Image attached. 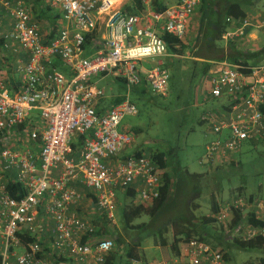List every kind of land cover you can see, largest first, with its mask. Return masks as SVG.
I'll return each instance as SVG.
<instances>
[{"label": "built area", "instance_id": "2783aa9c", "mask_svg": "<svg viewBox=\"0 0 264 264\" xmlns=\"http://www.w3.org/2000/svg\"><path fill=\"white\" fill-rule=\"evenodd\" d=\"M118 1L51 0L63 26L47 39L21 0H0L13 21L3 49L17 44L28 58L20 67L18 89L0 79V264H65L62 259L105 264L114 240L96 238L94 221L74 209L83 198L75 183L91 191L108 227L117 224L118 191L134 189V201L144 207L159 197L164 171L145 154L120 159L134 139L119 126L125 115H137L130 99L133 89L145 86L157 96L167 95L169 73L156 61L167 53L161 34L183 41L201 0H177L164 12L143 0L139 14L125 13ZM250 24L245 18L236 33L224 37L244 36ZM148 59L156 62L143 69L141 63ZM55 60L68 74L57 69ZM210 63L207 98L218 106L204 119L214 136L206 158L230 170L231 164L239 165L235 155L245 143L264 139V61L247 66L227 60ZM97 76H111L125 88L122 101L101 114L96 105L105 92L91 82ZM35 111L40 128L29 120ZM80 136L85 139L75 150L74 138ZM20 142L35 147H19ZM10 183L21 186L24 196L12 197ZM246 206L242 199L222 206L218 223L228 231L232 209ZM255 209L260 215L264 203L259 201ZM232 236L244 242L264 239V226L243 221ZM182 252L171 264H227L223 253L196 239L185 243Z\"/></svg>", "mask_w": 264, "mask_h": 264}, {"label": "rangeland", "instance_id": "374dc122", "mask_svg": "<svg viewBox=\"0 0 264 264\" xmlns=\"http://www.w3.org/2000/svg\"><path fill=\"white\" fill-rule=\"evenodd\" d=\"M227 1L239 3L243 10L248 8L243 0H220L221 3ZM252 7L253 13L256 15L264 14V0H254ZM191 26L189 25L188 32L183 40L186 48L181 55L175 56L171 54L161 57L169 73L167 95L157 96L149 89V94H145L142 99H138L132 93L133 89L130 93V99L137 110V115H125L119 126V131L123 133L129 132L130 129L138 130L132 133L129 132L134 140L131 145L127 146L126 155L132 156L136 151L143 153L163 152L170 155L171 165L176 168V174L179 172L185 173V170H187L191 174H201L202 176L200 185L203 189L202 193L197 196L198 198H193L192 190L187 188L188 186H183L182 189H185V191L178 198L177 206L176 204L174 207L171 206V210L160 217L157 223L159 226L181 214L188 201L191 202L190 209L193 210L195 216L205 217L211 215V193H218L221 202L237 198L238 196L248 199L252 195L254 201L260 200L264 203L263 141L257 140L255 141L257 142L256 145L246 144L243 146L241 152L236 156V159L241 161L242 164L241 168L239 167L240 169L237 168L238 170H236L235 166H230V170L219 165L215 167L206 158V146L214 136L206 134L210 123L203 121V118L210 115L218 106V102L207 100L206 98L209 84L208 73H205L204 70L208 63L201 62L198 59H194V57H198V55H207L212 58L217 56L215 52L206 53L202 43L195 42L194 35L196 30H193ZM248 40L238 38V40L233 41H235L237 48L241 52H246L248 51ZM228 41L230 39H224L222 42L223 46L228 44ZM147 61H150V59L143 62L147 63ZM145 63L143 64L149 68V64ZM112 83L111 76H108L99 86L103 87L105 91L110 90L109 87L115 89ZM74 141L78 144V137L74 138ZM75 187L83 195L80 201V205H82L79 209V214L84 218L93 217L94 223L98 228H101L103 221L98 219L100 214L98 211L92 213L93 201L90 197H87L90 191L80 185ZM130 204H134L132 200L126 198L122 192L118 191L117 224L108 227L110 233H107V237L108 235L114 237L113 234L115 236L118 235L119 238L123 239L124 244H121L122 242L115 244L113 251L110 253L114 257L112 264H136L127 257V248L134 245L132 240L136 234L129 230L125 231L121 221L119 222L124 205ZM192 204H199V208L194 211ZM148 222V215H143L134 224ZM104 224L107 226L106 222ZM168 235L171 243V234L169 233ZM228 237L225 244L226 249H224L228 255L227 264H262L264 249H240L235 247L232 242H240L242 241L241 238L232 235ZM157 247L158 245L154 246L153 241L149 240L137 249L139 253L143 252V254H146L148 260L151 257L150 255H152L158 258H156L158 263L164 260L167 261L170 254H172L169 251L170 249L166 250L161 247L157 249ZM156 249L158 251H153Z\"/></svg>", "mask_w": 264, "mask_h": 264}, {"label": "trees", "instance_id": "16d2710c", "mask_svg": "<svg viewBox=\"0 0 264 264\" xmlns=\"http://www.w3.org/2000/svg\"><path fill=\"white\" fill-rule=\"evenodd\" d=\"M254 0H243L246 7L253 6ZM152 10L156 12H164L167 8L166 5L161 3V0H150ZM202 6L200 9L201 17L199 21V27L197 32V41L202 40L203 47L210 52L216 53V60L222 61L227 60L231 63L237 65H251L263 62L264 60V47L256 52L250 53L248 51L241 52L237 49L235 41H228L225 47H222L225 34L228 32L231 26V20L235 22H242L246 18V12L242 9L239 3L235 2H223L220 0H201ZM145 8L143 0H133L127 6L123 8V11L128 14H137ZM93 34H98L97 32ZM57 33L53 32L47 37V39L54 38ZM161 37L164 39L167 45V52L174 55H181L183 50L186 48L183 41L171 36L167 33H163ZM3 39H0V43ZM222 44L221 47L219 45ZM58 68H61L58 65ZM210 68V64H206L204 72L207 73ZM62 71V70H61ZM85 137L80 136L78 138V144L73 147L75 150L80 149ZM1 151V148H0ZM135 155H140L135 154ZM164 171L162 178V186L159 189V197L153 202L152 205L144 207L142 205H137L133 201L136 198V192L134 189H128L126 193H123L126 198H130L132 203L130 205H124L121 218V224L125 231L134 232L136 235L132 240L133 246L128 247L127 257L137 264H148L146 254L139 253L138 247L143 246L145 242L152 240L154 246L167 247L169 245V240L166 235L171 234L172 241L170 243V251L175 260L180 259L183 256L182 248L185 243L196 239L201 241L212 249L223 253L225 261H228V255L224 249H226V243L228 236L232 235V232L239 226L243 221H247L250 226H264V221L259 218L254 211H248L244 213L238 209H232V221L228 226V231L225 229L224 225L218 223L217 215L220 209L224 205L234 204V201L242 199L244 203L248 206L253 201V196L250 195L248 199L238 196L237 198L228 199L224 202L220 201L219 194L211 193L210 195V209L211 215L209 216H195L193 210L190 209L191 202H187L185 209L181 214L176 215L173 219L168 220L160 226L157 224L160 217L167 214L171 210V206H175L178 198L182 196L185 189L183 186H188L192 190L193 198H198L197 196L202 193V186L200 185L201 174H191L187 170L185 173L179 172L176 174V168L171 165L170 155L163 152H153L149 155ZM170 162V163H169ZM232 166L234 164H231ZM234 167V166H233ZM237 167V166H236ZM235 167V168H236ZM8 192L12 197L21 198L25 194V190L13 183L8 184ZM121 192V191H120ZM87 197H90L95 203L94 195L89 193ZM257 201V200H255ZM259 201V200H258ZM248 204H247V203ZM258 203V202H254ZM193 205V204H192ZM177 206V204H176ZM194 211L199 208V204L193 205ZM143 215H148L149 222L134 224V222L140 219ZM101 228L97 229L95 233L96 238L107 237L109 232L108 226H106L104 219H102ZM98 227V226H97ZM106 235V236H105ZM108 235L113 238L114 243L124 244L123 239L119 236ZM83 241H86L84 238ZM235 247L240 249H264V239L256 238L250 241H234L232 242ZM219 248V249H218ZM222 248V249H220ZM141 254V255H140ZM113 254H110L106 258L105 264H112ZM65 264H71L67 260H61ZM264 264V259L261 260ZM202 264V263H201Z\"/></svg>", "mask_w": 264, "mask_h": 264}, {"label": "crops", "instance_id": "0c3cea01", "mask_svg": "<svg viewBox=\"0 0 264 264\" xmlns=\"http://www.w3.org/2000/svg\"><path fill=\"white\" fill-rule=\"evenodd\" d=\"M14 1H16V0H14ZM21 1L27 7V9H28V11H29V13L31 15L32 20L39 24L40 34L43 37H49V35L52 34L53 32L54 33L56 32L58 34L59 30L62 28V22H61L62 14H61V12L59 10H57V9L52 7L51 0H21ZM132 1L133 0H119L118 2H119V4H121V7L124 8L129 3H131ZM176 2H177V0H161V3L166 5V7H169V6L173 5V4H175ZM201 6H202V2L200 4V6L198 7V9L195 11L194 15L191 17L189 25H192L191 28L193 30H196L195 35H194L195 42L196 43L201 42L202 45H203L202 40L197 41V32H198L199 21H200V17H201V12H200ZM149 7L151 8V2L149 4ZM245 12H246V18L251 21L250 26L246 27L244 36L237 37L236 35H234L232 38H230V41L238 40V38H240L242 40H244V39L248 40L249 39L247 41L249 43L248 44V52L253 53V52L261 50L264 47V26L260 25L261 20L264 18V14L263 15H256L255 13H253V7H251V6H249L245 10ZM139 13H141V12H139ZM139 13H137V14H139ZM240 27H241V22L240 21L239 22H235V21L231 20V26L229 27L228 32L236 33L237 29L240 28ZM12 28H13V21L10 18L8 12L0 4V39H3L4 36H6L7 34H10V32L12 31ZM224 39H226V38L224 37ZM3 43H4V41L2 43H0V79L8 86V88L16 90L20 86V78H21L20 67L26 64L27 59H28L27 58V54L22 49H20V47L17 44H14V43L10 44L11 47H9L8 50H4L3 49ZM254 43H256V45H254ZM185 47H186V45H185ZM222 47H225V46H222ZM204 51L206 53L211 54V52L209 50H206L205 48H204ZM169 55H171V54L167 52L165 56H169ZM175 56H178V55H175ZM215 58L216 57L212 58V57H209L207 55H198V57H196V56L194 57V59H198L201 62H206L208 64H211L210 62L219 61V60H216ZM156 61L157 62H162L163 67L165 68L164 63H163L161 58L157 59ZM155 62L151 61V60L147 61V63L142 62L141 63V67L143 69H149V68L152 67V65ZM143 63L149 64V68H147L146 65H144ZM54 65L57 66V69L59 71L62 70L61 72H64V73L68 74V69L65 68L64 66H62V64H61V62L59 60H55L54 61ZM58 65H60L61 68H58ZM150 65H151V67H150ZM210 67H211V65H210ZM105 78L106 77H100V76L98 77L97 76V77H93L91 79V82L97 84L98 87L102 88L104 90V92H105V97L103 99H101L98 102V104L96 105V111L99 114L103 113L104 111H107L108 109H110L114 105L120 103L122 101V99L124 98V95H125L124 86L119 84V83H117L114 80V78H112V77H111L112 81H113L112 86H114L115 89L112 88V87H109L110 90H106L105 91V89L103 87L99 86V84H101V82H103ZM148 90L149 89L147 87L142 86L140 88L134 89V91L132 93L135 95L136 98L142 99L145 94H149ZM207 100H209V99L207 98ZM38 117H39L38 113H36V111H35L34 113H32V115H31L29 120H30V122L34 123L35 125H37L40 128L41 123H40V118H38ZM207 117L208 116L204 117L203 121H205L204 119L207 118ZM136 131H138V130H134V129H130L129 130V132H131V133L132 132H136ZM129 132H127V133H129ZM206 134H210L211 135V133H210V124H209L208 132ZM261 141L264 142V139L261 140ZM246 144L256 145L257 142H255V141L254 142H248V143H245L244 145H246ZM18 145H19V147L22 146V145L24 147L25 146H29V147H33V148L35 147L31 142L30 143L20 142V143H18ZM126 149H127V147L121 152L120 157H119L120 159H126L127 157H129V155L125 154V150ZM138 153L139 154H145V155L149 156L153 152L143 153V152L136 151L133 155L138 154ZM236 156H237V154L235 155V157ZM213 164L215 165V167H217L218 165L221 166V167L223 166L219 162H216V163H213ZM241 166H242L241 161H239V165L237 167L235 166L236 170H238L237 168H239V167L241 168ZM75 184L82 186L79 183H75ZM90 193H91V191H90ZM259 201L258 200L257 201L253 200L252 203H250L248 205L249 207L246 206L245 209H241V211H243L244 213H247L248 211L256 212V209H255L256 203H254V202H259ZM133 202L136 204L135 201H133ZM81 205L79 204L78 206H75L74 209L78 210V212H79V209H80ZM92 209H93L92 213H94V211H97V209L95 208V203L94 202L92 204ZM88 217H89V219L93 220L92 219L93 217L92 218H91V216H88ZM259 218L264 221V211L259 215ZM98 219L102 220L101 217H98ZM166 237L168 239L169 235H166ZM160 247L161 246H158L157 249L160 248ZM161 248H165L166 250H169L170 249V242H169V245L167 247H161ZM157 249L153 250V251H158ZM150 256H149L150 259L149 260L147 259L148 264H161V263L171 264V263L176 261L175 260L176 257H173L172 254H170V257H169V259L167 261L164 260V261H161L159 263H158V260H157L158 258L157 257H153L152 255H150Z\"/></svg>", "mask_w": 264, "mask_h": 264}]
</instances>
